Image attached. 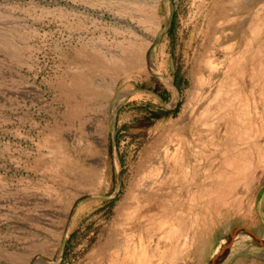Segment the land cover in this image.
Instances as JSON below:
<instances>
[{
  "label": "rangeland",
  "instance_id": "rangeland-1",
  "mask_svg": "<svg viewBox=\"0 0 264 264\" xmlns=\"http://www.w3.org/2000/svg\"><path fill=\"white\" fill-rule=\"evenodd\" d=\"M214 1L161 0L158 12L150 8L143 12L134 0H0V28L17 26L14 49L0 45V264H11L12 254L35 249L50 231L46 221L58 242L46 264L83 262L102 228L115 217L155 135H167L174 160L182 153L183 138H190L196 143L191 157L198 158L201 166L211 158L208 147L216 145L218 164L229 155L228 133L208 145L212 142L208 132L220 124L219 119L226 125L234 112L241 116L240 134H248L243 137L249 139V152L240 138L236 157L240 174L230 191L228 187L215 194L218 178L197 176L203 167L196 176H187L185 183L191 184L186 197L195 222L186 264H194L195 234L205 220L227 231L209 264L237 227L228 254L217 264L248 245L251 236L243 230L247 210L264 203V19H251L246 38L240 35L228 42L237 46L231 69L235 84V78L226 74L232 54L227 43L207 32L197 35L215 15ZM230 1L232 5L238 0ZM158 23L152 44L160 69L156 73L148 34ZM133 25L144 43V62L140 69L124 74L108 57L132 35ZM204 41L220 63L212 84L208 69L199 82L193 81L191 71L194 52ZM169 65L170 73H163ZM221 81L225 84L218 95ZM106 86L107 97L99 98L97 93ZM144 86L158 92L161 100L151 94L136 96ZM125 87L130 89L122 96ZM235 87L242 89L238 93ZM200 92L208 94L204 105L198 106ZM177 126L186 129L178 131ZM101 159L105 164L99 181L82 183L90 165ZM65 224L67 233L59 236Z\"/></svg>",
  "mask_w": 264,
  "mask_h": 264
},
{
  "label": "bare ground",
  "instance_id": "bare-ground-1",
  "mask_svg": "<svg viewBox=\"0 0 264 264\" xmlns=\"http://www.w3.org/2000/svg\"><path fill=\"white\" fill-rule=\"evenodd\" d=\"M134 1L138 3L137 9L143 12L147 8L158 12L161 3V0ZM168 2H170V0H168ZM230 2V0H215L211 9L215 15H209V17L211 16L212 18L210 17L206 29L204 27L200 28L197 35L200 37L203 33L207 32V36H215L213 37L215 40L219 39V42L221 41L222 44L223 42L227 43V50L229 49L228 51L232 54L230 55L231 64L228 66L226 74L230 75L231 78H235L233 76L234 72H232L231 69L237 59L234 56L236 53L234 49L237 46L228 42L240 35L243 36L244 40L247 35L246 31H248L247 24H249L251 19H264V0H238L236 3H232V5ZM230 8H233L234 11H230ZM127 22L130 24V21ZM16 27L13 28L9 26L6 27L5 30L0 28V45L2 47L14 49L15 44L13 43V37L17 32ZM159 27V23L155 27L151 26V30L148 34V44H151L150 62L153 71L156 73H159L160 69L156 63V47L152 44L159 31ZM132 28H134V30L132 29V35L126 37L124 42L119 43L121 46L119 50L118 48L116 50H111V55L108 57L112 65L115 67L119 66L124 74L135 69H140L144 62V43L139 38L134 25ZM206 43L207 42L204 41L200 49L196 48L191 71L193 81L199 82L200 79L205 78L203 76L208 69L207 71H209L210 75L208 83L212 84L213 77L215 78L217 72L220 71V63L214 57V53L209 51V43L205 45ZM199 74L201 76H199ZM234 81L235 84H238L236 78ZM224 84L225 81L223 83L221 81L217 86L215 94L220 95L219 89ZM96 85L98 86V83ZM76 86L77 84L75 87ZM105 88L97 93L99 98L101 97L105 99L107 97L110 87L106 86ZM235 88L238 89V87ZM129 89V87H125V89L122 90V96L126 95ZM240 89H242V87H239L238 93ZM212 92L211 94L213 95ZM236 92L237 91L235 90L233 94L235 95ZM206 93L207 92H200L198 94V106H200V102L202 103L204 98H206L204 96ZM230 94H232V92H230ZM212 101L215 102L214 99ZM202 105L204 104L202 103ZM221 117H223V115ZM227 118L228 123L224 126L221 123V119H219L218 121L220 124H217L215 128L208 132L207 136L208 140L212 141L211 143L208 142V145H210L213 142H216V139L220 134L228 133L225 136V139L226 144L230 142V145L227 146V152L229 155L220 158L221 163L218 164L217 161H219V159H216V145L208 147L207 158H211L201 166L198 158L192 159L193 156L191 157L193 148L192 144L196 143H193L190 138L187 140L183 138L182 153L177 160H174L175 156L172 153V147L170 146L171 143L168 144L169 142H167V135H164V133L155 135L151 139L143 157L138 163V170L136 175H134L133 185L131 184L127 187L123 200L115 209V217L110 224L102 228L97 244L86 255L85 260L79 264H186V252L193 242L191 238V228L195 222L193 221L195 216L192 219L189 214V202L186 197L187 192L189 191V184H191L189 183L187 185L185 183L187 176L191 174L196 176L199 168L203 167V172L197 176L211 175L216 179L218 178L215 186L216 189L214 190L215 194H218V192H221V190L224 188L227 189L228 187L227 190L230 191L235 186V179L238 178L240 174L239 171H236L238 141L240 138L245 141L244 144L246 149L244 150H247V146L249 145V139H244L243 136L245 134L241 135L238 128L237 120L241 119V116L234 112L232 117L227 116ZM182 126H177V130L181 131L186 129V127L183 128ZM203 131L204 130H202V132ZM245 136L248 137V134ZM247 151L249 152V150ZM104 164L105 160L103 159L94 161V164H91L88 172L85 173L86 178L82 183H95L96 181H99L100 177H102V170L100 168L101 166L103 167ZM190 179H192L191 176ZM51 216L52 215L50 214V217ZM70 216L71 214H69V217ZM46 225V230H50L49 232L45 231L47 232L46 234L45 232L42 233L46 235V238L36 242L34 246L35 249L33 250L17 252L16 254L10 255L9 262L11 264H46L51 260L58 242L55 241L56 235L52 230L51 223L46 221ZM67 229L68 225H63V227L59 229L58 235L64 237L67 233Z\"/></svg>",
  "mask_w": 264,
  "mask_h": 264
},
{
  "label": "crops",
  "instance_id": "crops-1",
  "mask_svg": "<svg viewBox=\"0 0 264 264\" xmlns=\"http://www.w3.org/2000/svg\"><path fill=\"white\" fill-rule=\"evenodd\" d=\"M170 67L169 65V70L162 69L163 73H170ZM173 84V87L178 90L179 81L174 78ZM146 86L137 90L136 96L143 97L145 94H151L153 98L161 100L158 92L156 93ZM254 204L251 209L247 210L246 215L248 219L246 228L252 230L254 235L248 232L251 236L248 239L250 241L248 245L235 251L223 264H264V215L259 213L264 212V203L262 207H258L256 203ZM224 233H227V231H222L216 223H211L209 220L202 222L195 234L196 247L192 262L194 264H209L210 259L223 242Z\"/></svg>",
  "mask_w": 264,
  "mask_h": 264
},
{
  "label": "water",
  "instance_id": "water-1",
  "mask_svg": "<svg viewBox=\"0 0 264 264\" xmlns=\"http://www.w3.org/2000/svg\"><path fill=\"white\" fill-rule=\"evenodd\" d=\"M237 229H239V228L237 227L234 229L233 233L229 236V241H228L227 245L217 254V256H215L212 259L210 264H217L222 258H224L225 255L228 254V248H229L231 239L233 238L234 233L237 231ZM243 230L246 232L252 233L254 235L253 231L248 229V228H244Z\"/></svg>",
  "mask_w": 264,
  "mask_h": 264
}]
</instances>
